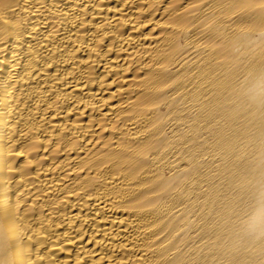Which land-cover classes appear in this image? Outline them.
I'll use <instances>...</instances> for the list:
<instances>
[{
    "label": "bare ground",
    "instance_id": "bare-ground-1",
    "mask_svg": "<svg viewBox=\"0 0 264 264\" xmlns=\"http://www.w3.org/2000/svg\"><path fill=\"white\" fill-rule=\"evenodd\" d=\"M262 98L264 0H0V264H264Z\"/></svg>",
    "mask_w": 264,
    "mask_h": 264
},
{
    "label": "clouds",
    "instance_id": "clouds-1",
    "mask_svg": "<svg viewBox=\"0 0 264 264\" xmlns=\"http://www.w3.org/2000/svg\"><path fill=\"white\" fill-rule=\"evenodd\" d=\"M260 102H261V103H264V98H262V99L260 100ZM257 195L260 197L261 200H264V189L260 190V191L257 193ZM256 231H257L256 227L253 226L252 228L249 229V234H253V235H255V234H256ZM261 234H264V231H262Z\"/></svg>",
    "mask_w": 264,
    "mask_h": 264
}]
</instances>
